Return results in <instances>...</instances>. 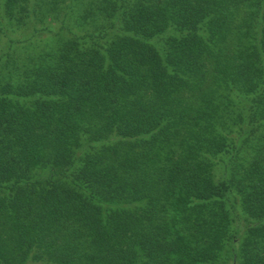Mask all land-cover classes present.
<instances>
[{
	"label": "trees",
	"instance_id": "obj_1",
	"mask_svg": "<svg viewBox=\"0 0 264 264\" xmlns=\"http://www.w3.org/2000/svg\"><path fill=\"white\" fill-rule=\"evenodd\" d=\"M0 264H264V0H0Z\"/></svg>",
	"mask_w": 264,
	"mask_h": 264
}]
</instances>
